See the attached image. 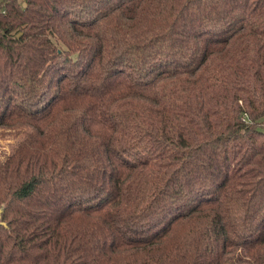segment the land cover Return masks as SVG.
I'll list each match as a JSON object with an SVG mask.
<instances>
[{"label": "trees", "instance_id": "16d2710c", "mask_svg": "<svg viewBox=\"0 0 264 264\" xmlns=\"http://www.w3.org/2000/svg\"><path fill=\"white\" fill-rule=\"evenodd\" d=\"M0 264H264V0H0Z\"/></svg>", "mask_w": 264, "mask_h": 264}, {"label": "rangeland", "instance_id": "374dc122", "mask_svg": "<svg viewBox=\"0 0 264 264\" xmlns=\"http://www.w3.org/2000/svg\"><path fill=\"white\" fill-rule=\"evenodd\" d=\"M8 140L7 139H0V144L6 147Z\"/></svg>", "mask_w": 264, "mask_h": 264}, {"label": "water", "instance_id": "95a60500", "mask_svg": "<svg viewBox=\"0 0 264 264\" xmlns=\"http://www.w3.org/2000/svg\"><path fill=\"white\" fill-rule=\"evenodd\" d=\"M3 210V205L0 206V223L3 222L2 218H1V211Z\"/></svg>", "mask_w": 264, "mask_h": 264}]
</instances>
